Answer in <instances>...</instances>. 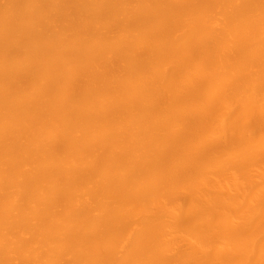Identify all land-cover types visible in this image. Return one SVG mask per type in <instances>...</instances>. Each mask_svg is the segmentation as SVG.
I'll use <instances>...</instances> for the list:
<instances>
[{
	"label": "bare ground",
	"instance_id": "1",
	"mask_svg": "<svg viewBox=\"0 0 264 264\" xmlns=\"http://www.w3.org/2000/svg\"><path fill=\"white\" fill-rule=\"evenodd\" d=\"M0 264H264V0H0Z\"/></svg>",
	"mask_w": 264,
	"mask_h": 264
}]
</instances>
